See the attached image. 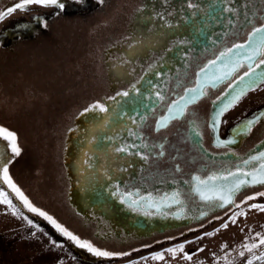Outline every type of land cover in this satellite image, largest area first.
Listing matches in <instances>:
<instances>
[{"label": "flooded vegetation", "instance_id": "af4514ba", "mask_svg": "<svg viewBox=\"0 0 264 264\" xmlns=\"http://www.w3.org/2000/svg\"><path fill=\"white\" fill-rule=\"evenodd\" d=\"M22 2L0 0V12ZM60 2L63 9L29 5L0 22V127L16 134L20 148L16 156L0 139V164L33 207L120 261L200 236L237 205L264 201V185L243 187L223 207L195 191L197 177L251 171L256 165L245 161L264 152V82L219 125L213 118L225 92L252 69L244 65L205 86L228 70L221 53L264 27V0ZM214 60L207 77L201 75ZM198 81L205 94L178 116L172 106L194 95L188 90ZM97 103L107 111H86ZM250 120L258 122L248 132ZM0 191L28 227L79 263L52 223L27 207L19 212L22 201L3 180ZM176 193L179 203L171 199ZM128 194L140 203L130 207ZM141 197H151L153 206Z\"/></svg>", "mask_w": 264, "mask_h": 264}, {"label": "rangeland", "instance_id": "374dc122", "mask_svg": "<svg viewBox=\"0 0 264 264\" xmlns=\"http://www.w3.org/2000/svg\"><path fill=\"white\" fill-rule=\"evenodd\" d=\"M253 205H264V201L252 200L238 207L200 236L130 255L110 264H247L249 259L264 255V245L252 253L244 247L246 243L259 245L260 239H264V211ZM13 213L6 204H0V264H79ZM225 224L228 225L226 228ZM181 245L183 251H180ZM160 255L162 259H153ZM254 264H260V261L254 260Z\"/></svg>", "mask_w": 264, "mask_h": 264}, {"label": "snow or ice", "instance_id": "6c2138e0", "mask_svg": "<svg viewBox=\"0 0 264 264\" xmlns=\"http://www.w3.org/2000/svg\"><path fill=\"white\" fill-rule=\"evenodd\" d=\"M29 5H39L44 7L49 6H55L57 8L63 9L64 4L60 2V0H23L22 3L16 4L15 7L9 8L5 12H0V22H3L10 14L14 13L15 11L19 10H26V6ZM230 11V9H229ZM249 48H251V51H247ZM245 50V54L247 56V60L255 61V67L258 68L261 65H264V27H256L254 30L250 33L247 43L244 44H236L234 48L228 49L226 52L221 53L220 60L224 61L227 58V62L224 65L225 69L228 70H220L221 74L214 75L213 77L209 78L206 82L205 86H212L215 87L218 81H225L229 78H231L241 67H244V63L237 60L235 63H232L231 57L232 54L237 52V50ZM260 57L259 60L256 58ZM218 61L214 60L211 62V64L208 65V67L204 68L201 72V75L207 77L209 70L212 68L213 65H216ZM229 64H231V67L229 68ZM249 69H252V71H246L244 75L240 76L237 83H240L245 80V77H251L253 75V72L255 71V68L253 67V64L249 63L247 65ZM236 85H232V88L234 89ZM252 86L249 85V88ZM230 89L229 91H231ZM189 93H192L194 95L192 96H185L183 98V104H181L179 101H177V104L173 105V108H177L178 116H182L184 114V110L187 108L189 104L195 103L199 96L205 94L203 91V87H201L200 82H197V87L192 88L188 90ZM247 89H242L240 92L236 93L230 101L225 103L222 107H220L219 111L214 116V125H219L221 123V117L233 106H235L236 103H238L241 98L246 94ZM229 93L225 92V96H227ZM123 95L127 96L128 93L125 92ZM100 111V112H106L107 109L102 104H94L86 111ZM171 112V109H170ZM264 115V114H262ZM170 118H178L177 116H172ZM257 120H250L245 125V129L248 132H251L253 126L257 123ZM166 121H162L160 127H165ZM213 131H216V128L213 127ZM0 139L5 140L8 142V147L11 148L12 152L16 155H20V148L17 145V137L16 134L0 127ZM234 140H229L227 143H234ZM224 143V142H222ZM119 151H125V149L121 148ZM147 159V157H144ZM256 165L251 171H242L238 169L235 172H229L226 176H211L208 178V180L201 181L199 177H197V187L195 189L196 193L199 195L200 199L205 202H215L219 201L221 202L219 206L223 207L229 204L235 203L234 196L239 193V191L246 186H255V185H264V152L260 153L259 155L252 156L249 160L245 161V165ZM234 177H241L240 179L233 180ZM245 177H250L251 179H245ZM0 180H3L6 182L9 187L12 188V190L16 193V196L22 201L25 207L28 208L29 211L33 213H37L40 216H43L46 220H48L50 223H52L58 231L63 233L65 236H67L70 240L75 241L80 247L87 248L89 252H92L93 254L101 257H108L111 254L105 251L98 250L94 248L91 244L87 242H81L76 236H74L72 233L67 232L64 228H62L59 224L56 223V221L48 216L46 213L40 211L39 209L32 206V204L27 200V198L24 196V194L20 191V189L11 181L10 176L8 175V167L6 164H0ZM217 180H226V181H232L230 184H221L217 185L214 183V181ZM213 182V183H210ZM200 185H203L204 187L201 188ZM8 194L0 191V204H6L9 208H15V206L12 204V201L7 198ZM179 193L173 194L171 197L172 200H174L176 203H179L178 200ZM259 196L264 197V192H260ZM127 199L131 201L129 206L131 207L133 204L138 205L140 203V200H133L131 194H128ZM140 199L145 200L146 203L151 200V197H141ZM248 200L255 199V197H248ZM122 203L126 202L125 200H121ZM148 206H153L151 203H148ZM171 206V205H168ZM239 207V205H237ZM252 207L259 209L260 211H264V205H253ZM159 210V209H157ZM15 215V212L13 213ZM148 214V213H146ZM244 213H238L237 215H243ZM233 222H235V217H233ZM29 224H31V221H28ZM228 225L225 224L224 227L226 228ZM260 245H264V239H260L259 245L258 244H245L244 247L249 253H252L254 249L258 248ZM170 252H175V249H169ZM180 251H183V246H180ZM244 253L241 252V256H243ZM187 259H191V256H187ZM153 259H162V255L153 257ZM255 261H260V264H264V255L256 256L254 259H249L247 261V264H254Z\"/></svg>", "mask_w": 264, "mask_h": 264}, {"label": "water", "instance_id": "95a60500", "mask_svg": "<svg viewBox=\"0 0 264 264\" xmlns=\"http://www.w3.org/2000/svg\"><path fill=\"white\" fill-rule=\"evenodd\" d=\"M247 51H249V50H247ZM242 52H243L242 53L243 55H240L241 59H237V60L243 62L244 65H248L249 63L254 64L255 61L247 60L245 50H243ZM237 60L236 59L232 60V63H235ZM263 82H264V65L262 67H260L257 71L253 72V75L251 77H245L244 81L238 83L236 85V87L229 93V96L227 97V99L224 102L227 103L228 101H230L232 99V97L236 93L240 92L242 89H247L246 92H248L249 90H252V89L256 88L257 86H259ZM249 85H251L252 87L249 88ZM14 197L17 198L15 195H14ZM16 208L21 213L24 212V209L26 210L25 206L20 201H19V204L16 205ZM42 221L45 222V220H42ZM52 229L54 231H56L55 227H53ZM61 236L64 237V242H66L67 246L70 248L75 259L79 262V264H110V263L119 261V258H105V257H101V256H95L92 253H90L89 251H87L86 249L78 247L74 242L65 238V236H63V234H61ZM138 253H140V251L131 253V255H135Z\"/></svg>", "mask_w": 264, "mask_h": 264}]
</instances>
